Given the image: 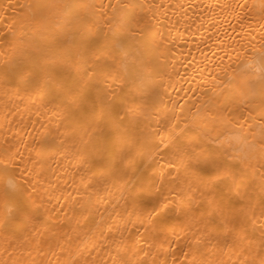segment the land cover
Segmentation results:
<instances>
[{
  "label": "bare ground",
  "instance_id": "bare-ground-1",
  "mask_svg": "<svg viewBox=\"0 0 264 264\" xmlns=\"http://www.w3.org/2000/svg\"><path fill=\"white\" fill-rule=\"evenodd\" d=\"M0 264H264V0H0Z\"/></svg>",
  "mask_w": 264,
  "mask_h": 264
}]
</instances>
